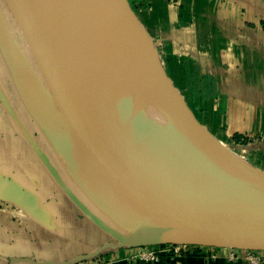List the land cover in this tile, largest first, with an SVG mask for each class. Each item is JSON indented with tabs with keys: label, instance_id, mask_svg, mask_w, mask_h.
<instances>
[{
	"label": "crops",
	"instance_id": "1",
	"mask_svg": "<svg viewBox=\"0 0 264 264\" xmlns=\"http://www.w3.org/2000/svg\"><path fill=\"white\" fill-rule=\"evenodd\" d=\"M135 2L162 46L171 33V49L187 51L186 62L200 51L206 128L221 141L264 147V0ZM7 47L0 45V264H245L231 259L242 251L185 241L173 221L162 222L169 231L145 226L140 211L154 216L129 204L56 91H33L31 78L11 70ZM143 248L160 259H136Z\"/></svg>",
	"mask_w": 264,
	"mask_h": 264
},
{
	"label": "water",
	"instance_id": "2",
	"mask_svg": "<svg viewBox=\"0 0 264 264\" xmlns=\"http://www.w3.org/2000/svg\"><path fill=\"white\" fill-rule=\"evenodd\" d=\"M112 1L129 25L132 15L127 1ZM7 2L53 89L114 183L113 177L118 176L143 191L152 207L157 204L163 209L154 210L157 215L162 216L161 211L173 216L194 232H172L187 242L264 251V188L207 166L158 132L105 83L91 85L71 56L50 0H45L46 6L38 0ZM135 206L139 211L152 208Z\"/></svg>",
	"mask_w": 264,
	"mask_h": 264
},
{
	"label": "bare ground",
	"instance_id": "3",
	"mask_svg": "<svg viewBox=\"0 0 264 264\" xmlns=\"http://www.w3.org/2000/svg\"><path fill=\"white\" fill-rule=\"evenodd\" d=\"M38 1L40 5L46 6L45 0ZM50 2L53 14L57 17L59 30L67 36L71 56L85 70L91 85L97 80H100L99 83H105L117 95L131 103L158 132L189 155L202 160L207 166L264 188L253 179L263 184L264 180L256 177L251 171L241 170L233 164L226 168L217 160L215 146L194 121L182 100L173 93L159 74L153 57L145 48L139 33L135 31L136 25L130 21L129 25H126L123 20L126 16H118L121 8L116 2ZM62 7H68L73 12L71 19L75 30L68 24L70 11H62ZM137 70L142 71L145 76L140 79ZM199 154H202L203 158L199 157ZM222 161L229 163L223 157ZM152 208L162 209L157 204ZM161 217L164 221L176 223L177 226L172 224L176 228L188 229L173 216Z\"/></svg>",
	"mask_w": 264,
	"mask_h": 264
},
{
	"label": "rangeland",
	"instance_id": "4",
	"mask_svg": "<svg viewBox=\"0 0 264 264\" xmlns=\"http://www.w3.org/2000/svg\"><path fill=\"white\" fill-rule=\"evenodd\" d=\"M126 1L132 15L130 23L136 25L135 31L139 33L145 48L153 57L159 74L168 84L173 93L182 100L194 121L213 143L215 146L214 150L217 152V160L226 168H230L233 164L241 170L246 169L251 171L256 177L264 180V147L258 145L256 139L254 142H251L246 138L236 140L232 138L233 136H230L221 141L217 139L201 121L203 115L199 113L200 99H198L197 96L200 93L199 88L202 83L200 81L201 74L205 72L206 67L200 65V51L198 50L194 52L198 55L196 60L186 62L187 60L185 59V56L188 57L189 55L187 51L183 49H171V45H176L172 42L169 43L168 41H171V39H168L171 36V33H165L164 37L167 38V42H165V44L163 43L162 46L158 39H156V37L159 36L154 34L157 33L156 28L153 26L146 28L145 23H142V7L136 6L135 0ZM62 9V11H70L71 15L68 24L73 30H75L71 19L73 18V12H71L68 7H62ZM151 19L150 14L144 18L145 21L152 23ZM147 29L151 31H148ZM167 29L170 30V27ZM3 44L8 45V55H10L8 63L12 66L11 70L17 75H26L28 78H31L34 82V85H31L33 91L34 89H36L37 92L47 91L48 89L53 88L7 0H0V45L3 46ZM138 74L140 79L145 76L142 71H138ZM99 81L100 80H97L95 83L97 84ZM196 101H198V103H196ZM222 157L229 163H224ZM113 178H116V183H114L115 186L127 193L130 205L135 206L138 203L141 205L148 204L150 207L153 206L149 197L143 191L131 188L129 184L127 185L120 177L118 178V176H114ZM253 181L264 186L260 181L255 179H253ZM145 210L154 216L150 217L147 213L141 212L144 216L143 217L142 214H140L142 217L141 221H144L145 226L151 225L167 230L162 225V222H164L163 218L157 215L153 208H145ZM159 213L166 218L171 217L164 212L159 211ZM181 230L182 233H193L185 228H181Z\"/></svg>",
	"mask_w": 264,
	"mask_h": 264
},
{
	"label": "built area",
	"instance_id": "5",
	"mask_svg": "<svg viewBox=\"0 0 264 264\" xmlns=\"http://www.w3.org/2000/svg\"><path fill=\"white\" fill-rule=\"evenodd\" d=\"M177 252L176 249H174ZM236 251H242L240 253V256L232 255L231 259H237L240 258L244 261L245 264H264V251H243V250H236ZM136 259L146 262V263H152L158 261L159 253H156L152 249L143 248L141 249L136 256H134ZM103 258L101 257H93L89 262H86L85 264H103Z\"/></svg>",
	"mask_w": 264,
	"mask_h": 264
}]
</instances>
